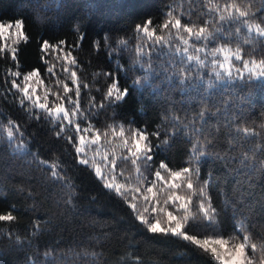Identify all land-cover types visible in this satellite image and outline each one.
I'll list each match as a JSON object with an SVG mask.
<instances>
[{
  "label": "trees",
  "instance_id": "trees-1",
  "mask_svg": "<svg viewBox=\"0 0 264 264\" xmlns=\"http://www.w3.org/2000/svg\"><path fill=\"white\" fill-rule=\"evenodd\" d=\"M0 23L19 25L0 37V216L13 217L0 220V264H223L140 222L113 125L147 136L151 167L199 157L217 228L255 240L264 259V76L243 70H262L264 37L248 25H264V0H0ZM220 47L240 50L228 74L207 55Z\"/></svg>",
  "mask_w": 264,
  "mask_h": 264
},
{
  "label": "rangeland",
  "instance_id": "rangeland-1",
  "mask_svg": "<svg viewBox=\"0 0 264 264\" xmlns=\"http://www.w3.org/2000/svg\"><path fill=\"white\" fill-rule=\"evenodd\" d=\"M0 25L3 26L2 30H0V37L3 36L6 31L9 29H12L14 35H16L18 32V27L17 26H9V25H4L0 23ZM256 24H252L251 27V32H254L257 34L258 29L256 27ZM260 30H264V25H258ZM258 35V34H257ZM260 36V35H259ZM219 52H209V56L212 57H217V59H213V63L219 62L218 60L220 59V66L221 64L224 65V67H220L221 70H224L228 73L231 72L232 66L230 64V61L232 58L235 57L236 52L234 50H229L228 48L220 47ZM225 55L229 56V60L225 61ZM248 61V60H247ZM250 62V61H249ZM258 65L257 62L255 63H248V68H245L243 66V70H249L252 68H255ZM115 92H118L115 90ZM161 94L156 92L155 97H160ZM109 129V136L112 137L117 143H120L124 149L123 153L120 154V158L125 161L128 165V168L130 169V174L129 177L131 181L129 182V185L132 184V187L129 191V193L132 194V204L136 205L138 214L144 215L149 222H152L154 219L159 218L162 222V226H167V219H166V214L164 212H161L160 209H166V211H172L174 215L177 217H183L187 215L188 220L186 223L194 221L198 222L205 221L207 224L205 226H202L204 230L203 235L197 236V235H189L193 236L196 239L200 240L203 242L204 240H210V241H215V240H224L225 243L223 245H217V244H211L208 251L211 252V247L217 248V251H219L221 254L225 255V259H229L228 253H235L237 251V245L239 244H244V255L241 257V259L245 260V264H247L248 261L251 262V264H264V259H261L259 254H257L260 251V247L257 243H255V240H248L247 242L244 241V238H242L243 235H239L237 233L235 234H223L222 232L219 231L217 228L215 222L211 223L209 220L204 216V213L200 210V203L203 200L204 207L207 209L211 207V204L208 201L207 198V185L205 186V196L202 198L198 195H196V186L197 184H202L203 180L199 176L193 175V181H194V188L191 192H188L186 189V185H184L183 188L176 190L179 195L181 196H191V200L188 205V210L185 213L184 210L179 209L178 206L172 205L171 203L165 204L164 200L167 198L169 193L167 192L166 185L163 184L162 182H157L156 187L154 191H156L157 195L156 197L152 196V193H148L146 190L148 187L152 186L149 181H142L140 179L141 175L144 176H150V180L154 181L155 180V171L159 170L161 171V174L163 176H168V173L170 171H181L182 169H169L167 167V170L165 169H160L159 165L157 167L153 166L150 167V169L145 170V165L143 164L142 157L144 155V149L147 148V139L140 141V146H141V152L137 153L136 156H133L132 153L136 151L135 149V144L137 140L139 139L138 134L141 133L142 131L135 129L132 126L129 125H113ZM86 139H84L81 142V145L85 143ZM91 142V141H90ZM125 151V152H124ZM194 157V155H192ZM136 161V163H133V161ZM193 164L189 165V168L196 169V161L195 157L192 158L191 160ZM191 174V173H190ZM127 183V181H126ZM145 197H148L146 200ZM159 201V203H157ZM157 208L156 212H153L152 209L153 207ZM212 208V207H211ZM215 220V216H214ZM184 223L183 226V231L185 229ZM188 235V234H187ZM246 236V235H245ZM244 236V237H245ZM260 244V243H259ZM255 246L254 248L256 249L257 252L254 251V248L252 246ZM261 245V244H260ZM212 253V252H211ZM215 257L216 255L212 253ZM264 255V254H263ZM221 261V260H220ZM223 263V261H221Z\"/></svg>",
  "mask_w": 264,
  "mask_h": 264
},
{
  "label": "snow or ice",
  "instance_id": "snow-or-ice-1",
  "mask_svg": "<svg viewBox=\"0 0 264 264\" xmlns=\"http://www.w3.org/2000/svg\"><path fill=\"white\" fill-rule=\"evenodd\" d=\"M236 11L238 12L239 17L247 16V13L241 12V11H239V9H236ZM226 18L231 20V19H235L236 17H234L232 13H229V15L227 17L222 16L221 20H224ZM244 22L248 23L247 21H244ZM248 26H249V30H251L252 25L249 24ZM17 27H19V25H17ZM164 27L167 28L168 24H165ZM172 27L179 30L182 27L181 21L179 19L175 20ZM256 27L258 29L257 34L264 37V30H260L258 25ZM2 28H3V26L0 25V30H2ZM142 30L149 38H151L153 36V33L149 31V28L147 26H142ZM185 30L189 34L195 36V38L197 40H201V39L207 40L211 35L203 27H201L198 31H193V29L190 27H186ZM185 44H187V40H185ZM44 47L48 48L47 42H45ZM216 51H220V50L217 49ZM235 59L236 60L242 59V57L240 55V50H237V53L235 55ZM228 60H229V56L225 55V61H228ZM248 63L249 62L247 60L243 61L245 68H248ZM253 63H255V62H253ZM221 67H224V65L221 64ZM260 68L262 70L258 71V72L254 71V69H250V71H252L255 76H264V60H262L260 62ZM14 75L19 76L20 73L16 72V73H14ZM75 75H76L75 72H73L72 76L75 77ZM218 75H219V73H218ZM35 76H37V72L33 71V72H30L27 76H25L24 79L27 81L31 77H35ZM13 86H15V82H13ZM116 87L117 86L115 84L112 85L113 89H115ZM22 91H24L25 96L28 99H31V96L28 94L27 86H25V88L22 89ZM67 91H68V88H67V85H65V92H67ZM109 95L111 96V91L109 92ZM122 96H123V90H118V94L116 95L115 98L119 99ZM36 107H38L41 110L46 111L49 115L53 114V110L49 109L47 107L46 103H42V104L37 103ZM54 113L57 116V118L67 119L69 116V113L64 109L63 106L56 107L54 110ZM60 113H63V117H60V115H59ZM138 136H139V139L137 140V142L135 144L136 151L132 153L133 156H136L137 153L141 152L140 141L147 139V136L143 132L139 133ZM8 137H9V139H12V137H13V131H12L11 127H9V130H8ZM77 151L78 152L82 151V149H77ZM143 151H144V155L142 157L143 164L145 165V170H148L151 167L152 157H151V155L148 154L147 148H145ZM196 151L199 152V149H197ZM201 155H203V153H201ZM198 161H199V157H197V163H198ZM81 163L87 164L88 161L82 160ZM133 163H136V161L134 160ZM167 167H168L167 164L164 162H161L159 165L160 169L167 170ZM96 174H97V176H100V169L99 168H97ZM193 175L199 176V168L192 169L189 167H185L181 171H170L168 173V176H163L161 174V171L157 170V171H155V180L154 181L150 180V176H144V175H141L140 179L142 181H149L151 183L152 186L148 187L146 191L148 193H152L153 197H156V195H157L156 191H154L157 182H162L163 184H165L167 192L169 193V195L164 200V203L165 204L171 203L172 205H176V206H178L179 209L184 210L186 213L188 210L189 202L191 200V196L190 195L189 196H181L178 194V192L176 190L181 189L184 187V185H186L187 191L191 192L194 188V181L192 178ZM53 176H56L55 172L53 173ZM207 184H208V181L204 180L202 184L195 185L196 186V195L203 198L205 196V186ZM105 187L109 190H112L113 188H115V191L117 193H120L121 195H125L124 193L121 192V187L119 185H113V184L106 183ZM145 199L147 200L148 197H145ZM157 203H159V201H157ZM132 208H133V210H135L136 205L132 204ZM200 210L204 213V216L209 220L210 224L214 222L215 209H213L211 207L206 209L204 207V203L202 200L200 203ZM152 211L156 212L157 208L154 206ZM160 211L164 212L166 214L167 226H162V222L159 218L154 219L152 222H149V220L144 215L140 214V215H138V219L140 220V222L142 224H145L147 226V229L152 233H162L165 235L171 233L174 236H182L183 239L191 240L193 243L204 248L205 250H208L211 244L223 245L225 243V241L222 239L215 240V241L204 240L203 242H201L200 240L196 239L195 237L187 235L186 232L183 231L184 223H186L188 220L187 215H185L183 217H177L176 215L173 214L172 211H166V209H163V208L160 209ZM12 219H13V217L11 215L0 216V220H12ZM248 239L249 238L247 236L244 237L245 242H247ZM17 242H19V241H17ZM236 247H237V251L235 253H228L229 259H225V255L221 254L219 251H217V248H215V247H211V252L216 255V258L218 260L223 261V264H245V260L241 259V257H243V255H244V244H239ZM252 247L254 248L255 246L253 245ZM247 264H251V262L248 261Z\"/></svg>",
  "mask_w": 264,
  "mask_h": 264
}]
</instances>
